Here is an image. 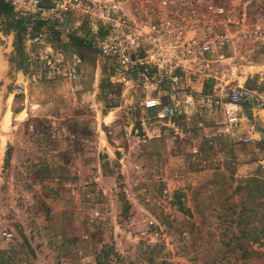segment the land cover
I'll return each instance as SVG.
<instances>
[{
	"label": "rangeland",
	"instance_id": "rangeland-1",
	"mask_svg": "<svg viewBox=\"0 0 264 264\" xmlns=\"http://www.w3.org/2000/svg\"><path fill=\"white\" fill-rule=\"evenodd\" d=\"M239 1L252 36L216 44L169 119L83 32L0 13V264H264V0ZM219 80L252 92L237 126Z\"/></svg>",
	"mask_w": 264,
	"mask_h": 264
},
{
	"label": "built area",
	"instance_id": "built-area-1",
	"mask_svg": "<svg viewBox=\"0 0 264 264\" xmlns=\"http://www.w3.org/2000/svg\"><path fill=\"white\" fill-rule=\"evenodd\" d=\"M3 1L15 14L51 21L66 33L83 32L82 38L111 63L140 69L155 85L154 92L142 100V108H155L159 118L174 116L179 105L176 95L192 82L212 76L210 55L216 44H231L254 31L245 23L239 0ZM219 81L226 102L217 101V107L229 127L237 126L241 120L238 104L249 100L252 92ZM163 85L166 98L156 92L157 86ZM94 213L97 216L99 212ZM1 233L12 236L10 231ZM159 233L153 219L141 231L150 240L157 239Z\"/></svg>",
	"mask_w": 264,
	"mask_h": 264
},
{
	"label": "trees",
	"instance_id": "trees-1",
	"mask_svg": "<svg viewBox=\"0 0 264 264\" xmlns=\"http://www.w3.org/2000/svg\"><path fill=\"white\" fill-rule=\"evenodd\" d=\"M9 10H10V7L7 5V3L4 2L3 0H0V13H6ZM22 18H27L28 21H23L22 19H16L17 26L19 27L20 31H26V32H30L31 35H36L40 33L42 29L46 28L45 22L42 20L31 19L27 16L22 17ZM28 28H29V31H28ZM75 40L78 41L77 38H75Z\"/></svg>",
	"mask_w": 264,
	"mask_h": 264
},
{
	"label": "bare ground",
	"instance_id": "bare-ground-1",
	"mask_svg": "<svg viewBox=\"0 0 264 264\" xmlns=\"http://www.w3.org/2000/svg\"><path fill=\"white\" fill-rule=\"evenodd\" d=\"M8 116H6V120H7Z\"/></svg>",
	"mask_w": 264,
	"mask_h": 264
}]
</instances>
